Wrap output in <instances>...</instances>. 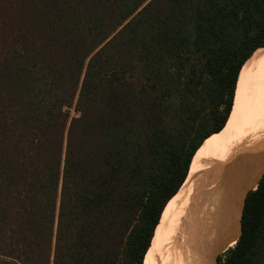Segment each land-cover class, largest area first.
Wrapping results in <instances>:
<instances>
[{
	"label": "trees",
	"instance_id": "trees-1",
	"mask_svg": "<svg viewBox=\"0 0 264 264\" xmlns=\"http://www.w3.org/2000/svg\"><path fill=\"white\" fill-rule=\"evenodd\" d=\"M260 49L264 0H0V264H144ZM242 215L218 264H264V176Z\"/></svg>",
	"mask_w": 264,
	"mask_h": 264
},
{
	"label": "bare ground",
	"instance_id": "bare-ground-1",
	"mask_svg": "<svg viewBox=\"0 0 264 264\" xmlns=\"http://www.w3.org/2000/svg\"><path fill=\"white\" fill-rule=\"evenodd\" d=\"M264 176V49L243 66L225 128L193 158L144 264H218L241 232L247 195Z\"/></svg>",
	"mask_w": 264,
	"mask_h": 264
},
{
	"label": "rangeland",
	"instance_id": "rangeland-1",
	"mask_svg": "<svg viewBox=\"0 0 264 264\" xmlns=\"http://www.w3.org/2000/svg\"><path fill=\"white\" fill-rule=\"evenodd\" d=\"M77 116V114L75 113V111L74 110H71L70 111V117L71 118H74V117H76Z\"/></svg>",
	"mask_w": 264,
	"mask_h": 264
},
{
	"label": "water",
	"instance_id": "water-1",
	"mask_svg": "<svg viewBox=\"0 0 264 264\" xmlns=\"http://www.w3.org/2000/svg\"><path fill=\"white\" fill-rule=\"evenodd\" d=\"M246 200V199H245ZM243 216V215H242Z\"/></svg>",
	"mask_w": 264,
	"mask_h": 264
}]
</instances>
